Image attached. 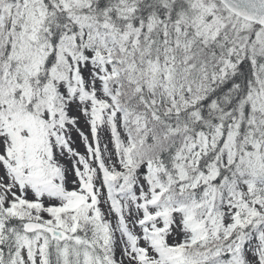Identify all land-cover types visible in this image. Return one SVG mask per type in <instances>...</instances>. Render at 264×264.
I'll list each match as a JSON object with an SVG mask.
<instances>
[{
  "label": "snow or ice",
  "instance_id": "6c2138e0",
  "mask_svg": "<svg viewBox=\"0 0 264 264\" xmlns=\"http://www.w3.org/2000/svg\"><path fill=\"white\" fill-rule=\"evenodd\" d=\"M0 264H264V0H0Z\"/></svg>",
  "mask_w": 264,
  "mask_h": 264
}]
</instances>
